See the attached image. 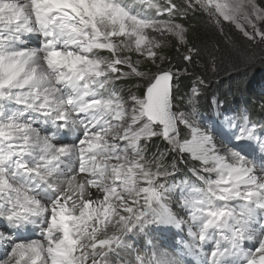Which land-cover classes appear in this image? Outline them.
Instances as JSON below:
<instances>
[{
	"label": "snow or ice",
	"instance_id": "obj_1",
	"mask_svg": "<svg viewBox=\"0 0 264 264\" xmlns=\"http://www.w3.org/2000/svg\"><path fill=\"white\" fill-rule=\"evenodd\" d=\"M197 11L264 45V0H0V264H264V121L174 105Z\"/></svg>",
	"mask_w": 264,
	"mask_h": 264
},
{
	"label": "trees",
	"instance_id": "obj_2",
	"mask_svg": "<svg viewBox=\"0 0 264 264\" xmlns=\"http://www.w3.org/2000/svg\"><path fill=\"white\" fill-rule=\"evenodd\" d=\"M183 23L189 28V40L200 55L192 64L183 60L185 50L169 47L165 50L170 64L187 72L177 86L179 95L188 94L198 76H205L207 85L201 90L199 102L207 103L211 90H218L223 103L248 108L253 113L264 111V94L258 89V81L264 75V45L248 41L234 26L225 23L223 32L211 24L206 15L189 12ZM215 56V64L211 57ZM251 58V59H249Z\"/></svg>",
	"mask_w": 264,
	"mask_h": 264
},
{
	"label": "rangeland",
	"instance_id": "obj_3",
	"mask_svg": "<svg viewBox=\"0 0 264 264\" xmlns=\"http://www.w3.org/2000/svg\"><path fill=\"white\" fill-rule=\"evenodd\" d=\"M176 2L179 4L181 0H176ZM137 83H142V82L132 81L128 84L121 85V87H123L125 91H127L128 88H133V90L135 91L136 89L134 85ZM258 89L260 90V92L264 94V75L258 81ZM218 93H219L218 90H215V89L211 90L207 103L204 106H202L203 104H201L198 99L199 113H200V116L198 119L202 123L209 124V125L215 124L216 127H219L220 124L225 119V117H235L244 112L249 114L254 121H264V111L262 113L260 112L255 113L254 111L253 113V110H252L253 105H250L249 109L243 108L242 106L237 107L233 105L230 106L228 104L225 105V103H223L222 99L219 97ZM174 96H175L174 105L177 110L185 111V112L191 110V105L188 103L189 99L191 98V91L186 95L185 94L179 95L178 89L177 87H175ZM182 135H186V130H182ZM149 148H150L149 157H151L152 153L165 152L166 153L165 160H164L165 165H170L174 161L177 162V165H178L177 171L179 172V175H175L176 181H179L181 179H186V178H193L191 177V169L194 167H199V164L196 161L192 160L190 156L182 157L175 153L167 152V146L165 142L160 139H154L150 143ZM169 171H171L170 168H169ZM169 182L171 183L172 181L169 180ZM175 231L176 230H173V232H168L164 234L153 233L151 236H149L146 239H151L153 243L161 239L163 241L168 240L169 241L168 245L170 246V244L175 242V239L178 236V235H174ZM185 232L183 233V235H186ZM137 246L139 247V245ZM161 247L162 246H159L160 249ZM3 252H0V255H2Z\"/></svg>",
	"mask_w": 264,
	"mask_h": 264
},
{
	"label": "bare ground",
	"instance_id": "obj_4",
	"mask_svg": "<svg viewBox=\"0 0 264 264\" xmlns=\"http://www.w3.org/2000/svg\"><path fill=\"white\" fill-rule=\"evenodd\" d=\"M32 46H35V44L33 43ZM186 235H184L185 237L187 236V233L185 232ZM183 235V234H182ZM180 239H181V236L178 235L177 238L175 239V242L170 244V246L168 245L169 244V241L166 240V241H163L162 239L161 240H158L157 242H155L154 244H156L157 246H162L161 249L162 250H166L167 252L169 253H173L174 250H177V245L179 244L180 242ZM168 248H167V247ZM0 252H3L4 251V248L3 247H0ZM173 251V252H171Z\"/></svg>",
	"mask_w": 264,
	"mask_h": 264
}]
</instances>
